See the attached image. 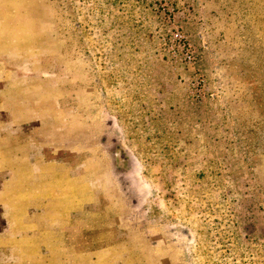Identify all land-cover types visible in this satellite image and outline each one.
Masks as SVG:
<instances>
[{
  "label": "rangeland",
  "instance_id": "obj_1",
  "mask_svg": "<svg viewBox=\"0 0 264 264\" xmlns=\"http://www.w3.org/2000/svg\"><path fill=\"white\" fill-rule=\"evenodd\" d=\"M31 2L35 42L0 36V264H264V0L0 25Z\"/></svg>",
  "mask_w": 264,
  "mask_h": 264
},
{
  "label": "crops",
  "instance_id": "obj_2",
  "mask_svg": "<svg viewBox=\"0 0 264 264\" xmlns=\"http://www.w3.org/2000/svg\"><path fill=\"white\" fill-rule=\"evenodd\" d=\"M2 5H3L2 8H4V10L7 9L9 10L11 9V7H15V4H11V3H4ZM23 8L26 9L22 10V13H19V17H18L19 20L17 21L18 22L17 24L12 19L2 20L3 24L0 25V36L12 37L13 39L11 38L9 39L10 41H13L14 37L18 35L19 41L21 43H34L36 40L35 27L43 26L41 24L36 25L35 12L37 11L38 8H34L32 2L28 7H26L24 4H20V10ZM30 12H33L34 15L33 13ZM42 33L43 32H40L39 34L41 35ZM35 52H36L35 48L30 47L29 49H26V54H34ZM39 54H48V52H39Z\"/></svg>",
  "mask_w": 264,
  "mask_h": 264
}]
</instances>
